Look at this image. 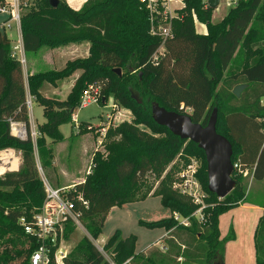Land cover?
<instances>
[{
	"label": "trees",
	"instance_id": "trees-1",
	"mask_svg": "<svg viewBox=\"0 0 264 264\" xmlns=\"http://www.w3.org/2000/svg\"><path fill=\"white\" fill-rule=\"evenodd\" d=\"M185 3L173 24L174 36L166 42L158 63L151 57L162 41L150 35L148 15L141 9L140 0H90L80 11L63 0L57 7L50 0H37L38 6L25 13L21 21L26 53H37L44 47L90 44L86 58L69 61L62 70L38 72L28 78L29 94L45 108L46 120L39 126L37 139L43 169L53 159L47 138L53 145L64 140L60 127L73 124V115L89 86L99 88L107 99L112 95L134 117L132 122L109 129L104 143L107 154L95 153L91 173L68 194L91 237L102 235L113 208L160 197L162 206L172 212L169 218L139 223L149 229L167 230L165 252L151 246L137 254V236H124L116 230L106 245L116 264L129 259L132 264H224L226 245L232 238L222 239L220 218L247 200L244 179L236 175L237 186L226 198L209 192L204 152L159 126L152 118L153 102L189 115L204 126L216 108L218 133L232 143L233 162L238 160L243 170L251 169L254 181H264V0H238L219 24L211 22L214 9L205 8L203 0ZM195 17L207 27L206 34L196 32ZM116 69L122 74L115 73ZM78 72L67 99H47L41 93L45 83L56 85ZM238 87H243L240 97L234 94ZM136 92L142 95L141 104ZM9 119L24 122L30 130L22 63L13 56L5 35L0 34V150L13 148L23 156L18 172L0 178V264H31L38 243L25 233L20 219L31 221L42 207L46 191L32 138L12 136ZM86 125H79L78 134L88 133ZM164 134L163 139L157 137ZM182 150L203 161L199 177L209 199L202 218L196 216L199 206L173 189L175 173L169 166ZM78 194L89 202L87 209L77 200ZM261 207L264 210V205ZM175 213L188 225L176 220ZM263 234L264 214L256 232V264H264ZM69 263L108 264L88 238L75 248Z\"/></svg>",
	"mask_w": 264,
	"mask_h": 264
},
{
	"label": "rangeland",
	"instance_id": "rangeland-1",
	"mask_svg": "<svg viewBox=\"0 0 264 264\" xmlns=\"http://www.w3.org/2000/svg\"><path fill=\"white\" fill-rule=\"evenodd\" d=\"M63 1L66 2L73 10L76 11H80L87 3L90 2V0H80V2L74 4L72 3V0ZM236 2L237 1H233V5H236ZM36 5L37 0H29L24 15ZM230 8L231 7L228 5L226 0H220V5L212 12L211 22L213 24L221 23L226 17ZM195 29L196 32L199 34L206 33L205 24L199 21L196 17ZM0 34L5 35L7 42L11 46L12 52L14 50V47L21 45L22 29L19 30L18 27L15 26L13 23H9L7 17L2 14H0ZM71 45L72 44L66 46ZM76 45H79L82 51L86 49L88 51L86 52L89 55L90 44L88 42H82ZM66 46L61 47L63 48ZM55 49L57 48L51 49L49 47H44L37 53H26L25 56H27V61L29 62L28 67H30L31 62L33 61L37 69V73L49 70H62L63 68H65L66 64L68 63V61L67 63H65L66 60L70 59L63 58L61 61H59L57 59V55H55L53 52ZM73 52L74 51L67 52L68 54L65 55L67 57L69 56L68 58H71ZM77 57L81 56L78 55ZM75 59L77 58H74L73 60ZM23 65L26 66V64ZM132 73L135 74L136 72L132 71ZM26 74H28V72L23 68V78H25L24 82L26 80ZM72 77L64 81L58 82L56 85L45 83L42 87L41 93L47 99L57 101L65 100L72 85ZM29 93L30 92L28 91L27 97L29 96ZM135 95L136 99L142 98V95L139 92H136ZM144 100L146 103L148 102L147 97H145ZM113 103L114 97L110 95L105 105L91 104L83 109L78 108L74 113V116L76 115L78 117V123L74 121V117L72 118L73 124L76 126V128H73L72 123H66L60 127L61 132L64 136V140L61 143L53 145L52 141L47 138L46 141L48 147H53V159L49 162L50 165H48L45 169H43L39 149L37 147L38 137L35 141H33L37 167L38 170L39 168L42 169L41 171L39 170V174L43 181V184L45 180L51 187L58 190L71 187L77 185L78 183H83L85 181L86 176L94 167L93 159L95 153L100 152L103 155L107 154L104 146L105 135L108 133L110 128L120 125L124 120V118L111 119L109 117L112 113V108L109 106ZM32 107L34 118L33 115L30 114L28 109L30 131L32 132L33 130H36L38 132L39 126L43 124L46 120L44 117L45 108L44 106L36 102V100L33 101ZM130 119L132 122L134 119L133 115L130 116ZM82 123H87V134H78L80 131L79 125ZM103 128L106 129L104 133L102 132ZM141 128L149 133L151 132L148 127L142 126ZM223 131L225 132V127L223 128ZM157 137L163 139L166 137V135H158ZM7 151L14 152V155L19 158L20 170L23 164L22 152L20 150L8 148L0 150V153ZM192 160H196V162L198 163L199 172L197 176L200 180L199 176L203 167L202 159L198 156L183 152L182 150L181 153L176 156L174 161L169 166V169H173L175 173V182L178 181V176L188 169V166L189 164H191ZM7 173L11 172L8 171L5 174ZM5 174H3L2 176H4ZM2 176H0V178ZM240 178L244 179L243 182L245 183V186L247 188L246 204L241 205V207L239 205L237 207L231 208L228 212L223 214L220 219V231L222 236L234 238L233 240H230L227 245L225 264H256L254 258V236L255 229L259 223L260 217L262 216L263 212L262 210H258L257 207L248 206L250 204H260V206L264 205V181H254L253 171L250 172V174L246 177ZM201 185L202 189L205 192L206 207H208L207 201L209 199V194L204 189L202 183ZM177 192L180 193L179 191ZM38 212L39 210L36 211L34 215ZM169 215L170 211L162 206L160 197H150L145 201L132 203L121 209L119 208L115 209V211H111L105 222L103 233L98 239H93L91 237L90 232L86 226V222L82 220L80 226L66 224L64 234L59 239V242L64 240V246L72 254L75 251V248L79 245V243L84 238H88L89 240H91V242L93 243V245H95L97 249H100V247H104V250L112 259L111 253L107 250L106 245L108 240L115 233V231L121 230L124 236H137V254L143 253L144 251L148 250L151 246L157 247L163 252H165L167 250L165 247V239L167 238V235L163 237V234L165 233L164 229H149L141 226L139 223L140 221H158L161 219L168 218ZM196 216L197 218H202L203 211H198ZM178 220L183 221L182 217H180L179 215ZM67 230H71V232H69L68 238L66 237ZM59 234L61 235V232ZM260 240L262 243H264V234L260 237Z\"/></svg>",
	"mask_w": 264,
	"mask_h": 264
},
{
	"label": "built area",
	"instance_id": "built-area-1",
	"mask_svg": "<svg viewBox=\"0 0 264 264\" xmlns=\"http://www.w3.org/2000/svg\"><path fill=\"white\" fill-rule=\"evenodd\" d=\"M28 1L29 0H0V14L6 16L9 23H13L21 30V21L26 7L28 6ZM226 1L229 6H232L233 1L235 2L237 0ZM208 2L209 0H203L205 8L209 7ZM140 4L141 9L148 15L150 35L160 38L162 41L158 50L151 57L153 63H158L165 53L166 42L174 36L173 24L175 20L180 17L181 11L186 7V3L185 0H140ZM12 54L21 61L22 65L26 64V52L23 46V38L21 39V45L14 47ZM103 99H105L106 104L108 99L102 97L100 89L89 86L83 92L78 108L83 109L91 104H103ZM33 101H35V99L32 96L27 97V108L32 115ZM262 104L264 105V99L262 100ZM109 107L112 108V113L109 116L111 119L124 118L123 122H131L130 116L133 114L130 110L120 107L115 100ZM186 112L192 113V110L187 109ZM73 117L74 121L78 123V117L76 115H73ZM9 124L11 135L15 138L27 140L30 136L32 140L35 141L39 136L36 130L32 132L28 130L27 125L23 122L9 119ZM105 130L106 129L103 128L102 132L104 133ZM233 166L234 176L246 177L252 172L251 169L243 170L238 160L233 162ZM39 170L41 171L42 169L39 168ZM198 172V163L196 160H192L188 169L178 176V181L174 182L173 189L187 196L194 205L199 206L200 210L198 209V211L202 212L203 209L206 208V199L205 192L197 176ZM75 186L76 185L57 190L44 180L46 198L39 212L33 215L31 221H28L25 217L20 219V225L24 228L25 233L35 238L38 243V248L32 254L31 264H70L71 252L64 246V240L59 242V239L64 234L66 224H73L75 226L81 225V212L77 211L76 203L71 200L68 195L75 191ZM77 200L83 208L87 209L89 207V202L86 201L82 195L78 194ZM174 216L175 219L178 220V214L175 213ZM181 222L186 226L188 225L187 220ZM60 232L61 235L59 234ZM98 251L108 264H116L108 256L104 247L98 248ZM124 264H132V260L129 259Z\"/></svg>",
	"mask_w": 264,
	"mask_h": 264
},
{
	"label": "water",
	"instance_id": "water-1",
	"mask_svg": "<svg viewBox=\"0 0 264 264\" xmlns=\"http://www.w3.org/2000/svg\"><path fill=\"white\" fill-rule=\"evenodd\" d=\"M209 7L216 9L220 0H209ZM53 7H57L59 0H50ZM115 73L121 75V69ZM243 87L234 90V94L240 97ZM142 103V100H139ZM105 104V99H103ZM153 120L161 127L167 128L172 134L184 141H191L201 149L206 157L208 190L219 199L226 198L236 188L237 182L233 178L234 166L233 145L227 137L218 133V110L215 108L207 125L193 122L189 115L169 111L153 102L151 105Z\"/></svg>",
	"mask_w": 264,
	"mask_h": 264
},
{
	"label": "crops",
	"instance_id": "crops-1",
	"mask_svg": "<svg viewBox=\"0 0 264 264\" xmlns=\"http://www.w3.org/2000/svg\"><path fill=\"white\" fill-rule=\"evenodd\" d=\"M84 1H87V0H84ZM238 1V0H237ZM77 2H80V0L78 1V0H72V3H74V4H76ZM237 3V2H236ZM235 5V4H234ZM234 5H232V6H234ZM232 6H230V7H232ZM206 33H207V27H206V31H205ZM205 33V34H206ZM88 49V48H87ZM70 51H74L73 52V55H71V58H68L65 54H68L67 52H70ZM87 50L85 49L84 51H82L81 49H80V46L79 45H76V44H72L71 46H66V47H61V48H57V49H55L53 52H54V54L55 55H57V59L59 60V61H61L63 58H65V59H70V60H66V62L65 63H67V61L69 62V61H71V60H73L74 58H86L87 56H88V51L86 52ZM52 54V53H51ZM78 55H80L81 57H77ZM51 59H52V55H51ZM26 61H27V56H26ZM28 65H29V62L27 61L26 62V66H24V65H22V66H24L23 68H24V70H26L27 72H28V74H26L27 76H26V80H25V87H26V90H27V92L29 91V85H28V78H29V76L30 75H32V74H35V73H37V69H36V67H35V65H34V63H33V61L31 62V65H30V67H28ZM36 69V70H35ZM29 71H30V73H29ZM79 75H80V73L78 72V73H76L72 78H73V81H72V85H71V88L69 89L70 91L68 92V94H67V97H68V95L70 94V92H71V89H72V87H73V85H74V83H75V81H76V79L79 77ZM25 79V78H24ZM60 86V85H59ZM29 96H31L30 94H29ZM67 97H66V99H67ZM32 113H33V110H32ZM33 118H34V114H33ZM243 204H246V203H242V204H240V207H241V205H243ZM128 205H130V204H128ZM127 206V205H126ZM125 207V206H124ZM248 207H257L258 208V210H262V212H263V214H264V210H263V208L260 206V204H250ZM115 209H119V208H113L111 211H115ZM169 210V209H168ZM170 211V210H169ZM111 213V212H110ZM263 214H262V216H263ZM172 216V212L170 211V215H169V217H171ZM261 216V217H262ZM168 217V218H169ZM260 217V218H261ZM221 219V218H220ZM260 221V220H259ZM259 224V223H258ZM257 227H258V225H257ZM257 227H256V229H255V236H254V258H255V262H256V259H257V250H256V232H257ZM164 231H165V233L163 234V237L164 236H166L167 234H168V232H167V230L166 229H164ZM221 232V231H220ZM221 237H222V239L223 238H227V237H223L222 236V234H221ZM234 238H232L231 240H233ZM229 243V242H228ZM228 243H227V245H228ZM227 245H226V253H227ZM136 252H137V250H136ZM225 260H226V255H225V259H224V264H225Z\"/></svg>",
	"mask_w": 264,
	"mask_h": 264
},
{
	"label": "bare ground",
	"instance_id": "bare-ground-1",
	"mask_svg": "<svg viewBox=\"0 0 264 264\" xmlns=\"http://www.w3.org/2000/svg\"><path fill=\"white\" fill-rule=\"evenodd\" d=\"M20 167V160L14 152L7 151L0 153V176L6 172L17 171Z\"/></svg>",
	"mask_w": 264,
	"mask_h": 264
}]
</instances>
